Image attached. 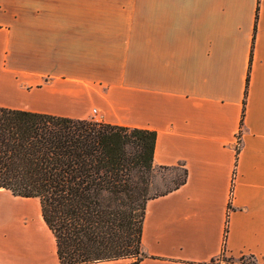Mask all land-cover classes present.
I'll use <instances>...</instances> for the list:
<instances>
[{"label": "crops", "instance_id": "1", "mask_svg": "<svg viewBox=\"0 0 264 264\" xmlns=\"http://www.w3.org/2000/svg\"><path fill=\"white\" fill-rule=\"evenodd\" d=\"M0 108L156 133L136 264H264V0H0ZM0 264H59L38 198L0 188Z\"/></svg>", "mask_w": 264, "mask_h": 264}, {"label": "trees", "instance_id": "2", "mask_svg": "<svg viewBox=\"0 0 264 264\" xmlns=\"http://www.w3.org/2000/svg\"><path fill=\"white\" fill-rule=\"evenodd\" d=\"M155 142L145 129L0 108V188L39 199L59 264H136L147 202L187 178L183 169L171 187L151 193ZM239 143L238 135L236 158ZM225 235L217 257L194 264H221Z\"/></svg>", "mask_w": 264, "mask_h": 264}, {"label": "rangeland", "instance_id": "3", "mask_svg": "<svg viewBox=\"0 0 264 264\" xmlns=\"http://www.w3.org/2000/svg\"><path fill=\"white\" fill-rule=\"evenodd\" d=\"M93 113V112H92ZM183 175V169L181 167L177 168H158L153 170L151 177V193H155L157 190H164L166 187H171L172 181L180 179ZM223 259L221 264L235 263V264H260L255 259L248 255L235 256L232 257L228 254L225 257H219Z\"/></svg>", "mask_w": 264, "mask_h": 264}, {"label": "built area", "instance_id": "4", "mask_svg": "<svg viewBox=\"0 0 264 264\" xmlns=\"http://www.w3.org/2000/svg\"><path fill=\"white\" fill-rule=\"evenodd\" d=\"M93 113V117L96 119L97 122H99V119H100V115L98 114L97 110L96 109H93L92 111Z\"/></svg>", "mask_w": 264, "mask_h": 264}]
</instances>
